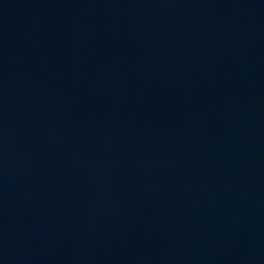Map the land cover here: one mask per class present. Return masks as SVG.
Instances as JSON below:
<instances>
[{"label":"water","instance_id":"obj_1","mask_svg":"<svg viewBox=\"0 0 264 264\" xmlns=\"http://www.w3.org/2000/svg\"><path fill=\"white\" fill-rule=\"evenodd\" d=\"M0 264H264V0H0Z\"/></svg>","mask_w":264,"mask_h":264}]
</instances>
